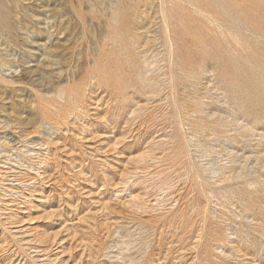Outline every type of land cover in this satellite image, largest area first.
Segmentation results:
<instances>
[{"label": "rangeland", "instance_id": "374dc122", "mask_svg": "<svg viewBox=\"0 0 264 264\" xmlns=\"http://www.w3.org/2000/svg\"><path fill=\"white\" fill-rule=\"evenodd\" d=\"M0 264H264V0H0Z\"/></svg>", "mask_w": 264, "mask_h": 264}]
</instances>
